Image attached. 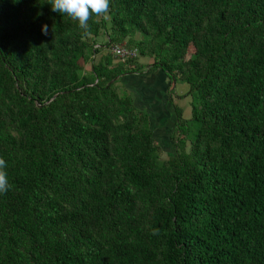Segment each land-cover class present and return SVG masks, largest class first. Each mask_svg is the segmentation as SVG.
Wrapping results in <instances>:
<instances>
[{
	"label": "trees",
	"instance_id": "1",
	"mask_svg": "<svg viewBox=\"0 0 264 264\" xmlns=\"http://www.w3.org/2000/svg\"><path fill=\"white\" fill-rule=\"evenodd\" d=\"M89 25L0 0V264H264V0H112ZM146 69L174 151L117 86Z\"/></svg>",
	"mask_w": 264,
	"mask_h": 264
},
{
	"label": "crops",
	"instance_id": "2",
	"mask_svg": "<svg viewBox=\"0 0 264 264\" xmlns=\"http://www.w3.org/2000/svg\"><path fill=\"white\" fill-rule=\"evenodd\" d=\"M148 70L146 69L141 76H138L137 72L128 73L123 79L129 88H136L138 108L149 110L155 120L163 121L161 123L163 126L164 120L169 118L166 114L172 108L167 93L170 83L161 70L150 72ZM137 86H140L138 88L140 91L137 90Z\"/></svg>",
	"mask_w": 264,
	"mask_h": 264
},
{
	"label": "clouds",
	"instance_id": "3",
	"mask_svg": "<svg viewBox=\"0 0 264 264\" xmlns=\"http://www.w3.org/2000/svg\"><path fill=\"white\" fill-rule=\"evenodd\" d=\"M51 4L52 11L66 14L78 21L79 27L87 33L90 30L89 21L95 17L108 18L112 0H47ZM48 25H43L44 35L48 34ZM7 162L0 157V194L6 193L11 185L6 172ZM155 230L153 234H158Z\"/></svg>",
	"mask_w": 264,
	"mask_h": 264
},
{
	"label": "rangeland",
	"instance_id": "4",
	"mask_svg": "<svg viewBox=\"0 0 264 264\" xmlns=\"http://www.w3.org/2000/svg\"><path fill=\"white\" fill-rule=\"evenodd\" d=\"M138 35V34H137ZM138 37L140 38L141 35H138ZM98 41H99V44H102L105 42V38H104V35H101L99 36L98 38ZM107 47H105V50H106ZM141 60H144L145 62H149L151 60L150 57H140ZM152 61V60H151ZM87 67L89 68L90 65H87ZM154 71V70H152ZM119 81V80H118ZM117 86H119V90L122 91V92H125L126 90L124 88H128V85L125 83H123V81H120V82H117ZM125 90V91H124ZM190 90V87L187 83L185 82H182V81H178L176 83V88L174 90V101L177 105L179 106H182L185 110L184 112V117L185 118H190V114H191V104H190V98L188 97H185V94H187ZM178 96H183V97H178ZM166 114V113H165ZM169 116V113L166 114ZM169 124H165L164 126H162L160 123L157 125L158 127L154 126L156 129V136L159 138V139H162L163 143L165 144L163 147L165 148V150H167V147H171L173 146L172 143H171V140L170 142H167V140H169V137L172 133V127L174 126V123L173 121L170 119V121H168ZM155 133V132H154ZM170 145H169V144ZM170 151H174V148L171 147ZM168 153V151H166ZM164 152L162 154V157L163 158H166L168 155L167 153Z\"/></svg>",
	"mask_w": 264,
	"mask_h": 264
},
{
	"label": "built area",
	"instance_id": "5",
	"mask_svg": "<svg viewBox=\"0 0 264 264\" xmlns=\"http://www.w3.org/2000/svg\"><path fill=\"white\" fill-rule=\"evenodd\" d=\"M113 52L118 58H120L124 61L127 59L135 58L138 56V49L137 48H129L124 44L114 46Z\"/></svg>",
	"mask_w": 264,
	"mask_h": 264
},
{
	"label": "bare ground",
	"instance_id": "6",
	"mask_svg": "<svg viewBox=\"0 0 264 264\" xmlns=\"http://www.w3.org/2000/svg\"><path fill=\"white\" fill-rule=\"evenodd\" d=\"M111 53H113V52H111ZM115 56H116V55H115ZM138 56H139V55H138ZM127 61H128V60H127ZM127 61H126V62H127Z\"/></svg>",
	"mask_w": 264,
	"mask_h": 264
}]
</instances>
